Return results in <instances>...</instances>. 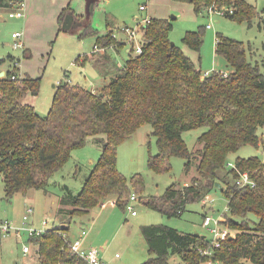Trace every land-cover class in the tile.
Listing matches in <instances>:
<instances>
[{"label": "trees", "instance_id": "obj_1", "mask_svg": "<svg viewBox=\"0 0 264 264\" xmlns=\"http://www.w3.org/2000/svg\"><path fill=\"white\" fill-rule=\"evenodd\" d=\"M174 1L193 3L198 14L225 11L232 18L245 16L250 23L256 15L246 0ZM4 7L11 4L0 0V8ZM68 13H74L70 5L62 10L60 24ZM75 17L80 37L93 35L100 51L117 44L109 21L108 31L102 34L88 17ZM172 29L169 19L151 18L142 26V52L133 54L132 47L122 66L108 70L105 76H110V83L101 92L61 82L46 116L27 100L28 95L39 94L41 78L19 74L20 60L10 56V67L0 76V173L6 197L46 188L50 178L71 159L74 149L89 142L102 148L82 189L75 193L66 187L60 197L57 215L62 225L30 236L38 245L37 264H87L71 250V222L108 199L120 206L129 203L132 194L129 179L117 166L118 148L144 124L152 125L158 142L159 152L149 156L151 169L170 170L171 157L178 156L187 160V172L194 165L198 171L191 184L181 188L172 184L163 195L145 197V204L180 216L189 202L204 200L220 182L229 210L222 223L236 233L214 247L213 239L198 233L163 224L144 225L150 257L142 264H172L170 259L176 255L181 264L209 260L217 264H264V163L256 155L239 157L235 166L225 171L230 153L244 145L259 147L262 143L258 129L264 128V70L258 62L249 61L242 41L219 35L215 51L225 58L231 71L203 74L183 48L172 42ZM182 41L200 52L202 28L188 31ZM96 52L88 57L95 59ZM103 56L110 63L105 53ZM202 126L207 130L198 138L201 147L190 151L183 132ZM244 172L250 174L254 186L238 183ZM131 181L137 192H142L141 174L133 175ZM208 249L211 254H204Z\"/></svg>", "mask_w": 264, "mask_h": 264}, {"label": "rangeland", "instance_id": "obj_2", "mask_svg": "<svg viewBox=\"0 0 264 264\" xmlns=\"http://www.w3.org/2000/svg\"><path fill=\"white\" fill-rule=\"evenodd\" d=\"M5 1L10 3L11 7L0 8V72L8 70L12 56L20 60L19 74L41 78L39 94L28 95L27 100L37 107L42 116L48 114L56 87L61 82L66 81L70 85L101 92L110 83V78L105 76V73L122 66L133 46V54H137L135 50L139 41L143 40L142 30L137 31L146 17L169 19L173 24L170 39L192 57L203 74L215 70L225 73L231 71L225 58L215 51L219 35L242 41L246 46L249 61L253 64L258 62L264 70V0H246L254 6L256 12L251 23L245 16L232 18L221 11L206 10L198 14L193 3L174 0H94L97 5L93 12L89 6L92 0ZM65 2L66 6L70 5L74 10L75 16L88 17L94 28L102 34L108 31L109 21L115 30L117 44L96 52L95 59L91 60L88 56L95 51V37L91 34L80 37V27L61 30L64 20L60 24L61 10L58 6ZM144 4H147V10L140 9ZM18 10L24 12L22 18L16 17ZM200 28L204 32V42L200 52H197L186 46L182 39L188 31ZM132 31L134 35L131 34ZM16 32L22 34L21 48H14L16 39L13 35ZM27 53L29 56L25 57ZM104 53L110 58V63L108 58L104 59ZM206 130L207 127L202 126L183 132V138L190 151L201 147L198 138ZM152 132V125L144 124L118 148V169L129 179L131 194H136L139 198L136 202H130L135 206L137 214L133 215L127 204L120 206L114 199H108L104 201L105 207H102V203L86 214L75 216L71 222V240H76L80 232L86 230V247L100 250L102 257L111 264H142L150 257L142 231L144 225H168L214 239V233L203 224L204 216L209 215L219 220L229 215L228 200L219 187L212 189L207 195L211 199L206 205L203 200L189 202L186 211L180 216H170L145 204V197L163 195L172 184H177L180 188L191 184L192 179L198 175L196 165L187 172V160L178 156L171 157L170 170L158 172L151 169L149 156L159 152L157 138ZM258 134L262 139L261 145H244L230 153L225 171L232 168L239 157L256 155L260 156L264 163V128L260 127ZM101 152L100 145L93 142L74 149L71 159L50 178L46 188L31 189L27 194L18 192L11 199L6 197L3 175L0 173V224L9 222L16 228H23L20 229L19 235L14 230L6 236L0 235V264L38 263L34 252L35 243L30 240L29 232L25 228L33 225L35 228L46 230L62 225L61 217L56 211L60 197L66 187L75 193L82 189ZM137 173L141 174L143 179L142 192H137L131 181V177ZM30 206L34 211L29 214L25 223L24 215ZM44 220H48L49 224L43 226ZM219 227L223 228L222 224ZM230 230L232 234L236 233L235 230ZM24 246H29L34 255L24 254ZM116 254H119V257H116ZM170 261L172 264H181L177 255L172 256ZM245 264L251 263L246 261Z\"/></svg>", "mask_w": 264, "mask_h": 264}, {"label": "built area", "instance_id": "obj_3", "mask_svg": "<svg viewBox=\"0 0 264 264\" xmlns=\"http://www.w3.org/2000/svg\"><path fill=\"white\" fill-rule=\"evenodd\" d=\"M23 7V5L21 6V8ZM147 9V4H144L141 6V10H146ZM223 13L225 11H222ZM232 12V11H230ZM17 18H22L24 16V12L22 10H18L15 13ZM151 21L150 17H146L145 19H143V24H141L140 29L138 28L137 32H141L142 30V26L149 23ZM127 31H129L127 29ZM132 35H134V31L131 32ZM14 38L16 39L14 42V48H21L22 43H20V40L22 38V34L20 32H16L14 33ZM115 36V35H114ZM95 51H100L102 50L99 46L95 45ZM134 48V46H133ZM135 52L137 54L142 52V44L141 41H139V45L137 46ZM235 166V165H234ZM238 183L242 186L244 185H255V181L250 177V174L248 172H244L241 174V177L238 179ZM210 197H206L203 200L204 204L208 203V200H210ZM139 198L136 194H133L131 196V199L129 201V203L127 204L128 209L132 212L133 215L137 214L136 208L134 205H131L130 202H136L138 201ZM102 206H106V204L103 203ZM34 208L32 206L27 208V214L24 215V220L26 223V220L29 219V214L33 213ZM225 220V217H221L219 220H215L212 216H206L203 220V224L205 227L209 228L213 233L215 238L214 240V247H219L221 246L222 242L224 240H226V238L228 236H233L234 234L231 233V230L228 227H224L223 226V221ZM49 224L48 220H44L43 221V226H46ZM222 224V227H219V225ZM20 229L23 228H16L13 225H10L9 222H4L2 224H0V235L6 236L8 234H10L12 232V230H14L16 232L17 235H19V233L21 232ZM26 231L29 232V236H32L34 234H40L42 232H44L45 230L43 229H38L35 228L33 225H28L25 228ZM86 236H87V231L86 230H82L79 234V236L77 237L76 240L74 241H70V247L71 250L76 253L79 257H81L82 259H84L87 264H111L110 261L104 259L100 253V250L96 249V248H88L85 246V240H86ZM24 251L25 252H29L30 251V247L29 246H24ZM204 254H211V250L208 249L206 251H204ZM116 257H119V254H116ZM209 264H217L215 262H213L212 260L208 261Z\"/></svg>", "mask_w": 264, "mask_h": 264}, {"label": "water", "instance_id": "obj_4", "mask_svg": "<svg viewBox=\"0 0 264 264\" xmlns=\"http://www.w3.org/2000/svg\"><path fill=\"white\" fill-rule=\"evenodd\" d=\"M96 3H97V1L92 0V1L90 2V4H89V6H90V10H91L92 12L94 11L95 6L97 5ZM77 26H78V24H77L76 17H75V15H74V13H68V14L65 16L64 22H63V24H62V29H63L64 31H67V30H71V29H73V28H75V27H77ZM173 43H174V42H173ZM5 74H6L5 71H1V72H0V76H4ZM101 96L103 97L104 94L101 93ZM216 186L219 187V188L222 187V185H221L220 182H217ZM232 237H233V236H232Z\"/></svg>", "mask_w": 264, "mask_h": 264}, {"label": "crops", "instance_id": "obj_5", "mask_svg": "<svg viewBox=\"0 0 264 264\" xmlns=\"http://www.w3.org/2000/svg\"><path fill=\"white\" fill-rule=\"evenodd\" d=\"M68 6V5H67ZM66 6V2L64 3V4H59V6H58V8H59V10H61L60 11V13L62 12V10L65 8V7H67ZM140 9H141V7H140ZM147 9H148V6H147ZM146 9V10H147ZM152 18V17H151ZM27 55H28V53H27ZM190 56V55H189ZM191 57V56H190ZM192 58V57H191ZM20 62V61H19ZM195 62V61H194ZM18 65H20V63H18ZM197 65V64H196ZM198 68H200L199 66H197ZM201 69V68H200ZM226 73H228V72H226ZM109 78H110V76H108ZM58 207H59V204H58ZM58 207H57V209H58ZM102 207H105V206H102ZM57 211V210H56ZM84 230V229H83ZM70 239H72V238H70ZM87 239L85 240V243L87 244ZM86 246V245H85ZM35 249H34V252H35V257L37 258V260H38V245H36L35 244V247H34ZM34 252L32 251V249H30V251L29 252H25L24 251V249H23V253L24 254H31L32 256L34 255ZM5 264H7V263H5ZM23 264H28V263H23ZM33 264H37V263H33Z\"/></svg>", "mask_w": 264, "mask_h": 264}]
</instances>
